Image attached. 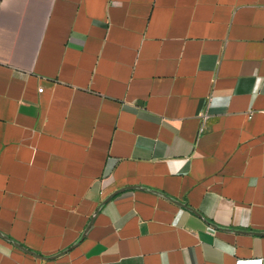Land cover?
I'll return each mask as SVG.
<instances>
[{"label": "crops", "instance_id": "1", "mask_svg": "<svg viewBox=\"0 0 264 264\" xmlns=\"http://www.w3.org/2000/svg\"><path fill=\"white\" fill-rule=\"evenodd\" d=\"M254 258L264 0H0V264Z\"/></svg>", "mask_w": 264, "mask_h": 264}, {"label": "built area", "instance_id": "2", "mask_svg": "<svg viewBox=\"0 0 264 264\" xmlns=\"http://www.w3.org/2000/svg\"><path fill=\"white\" fill-rule=\"evenodd\" d=\"M40 91H42V89ZM204 118L207 119L208 115L205 114ZM204 128H205V125L203 126L202 131L204 130ZM236 264H264V259L262 258H254V259H248V260L239 259L237 260Z\"/></svg>", "mask_w": 264, "mask_h": 264}]
</instances>
